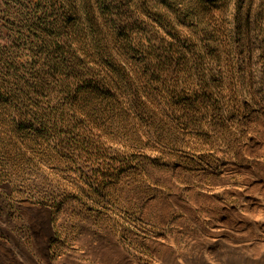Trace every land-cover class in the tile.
<instances>
[{
	"label": "rangeland",
	"instance_id": "374dc122",
	"mask_svg": "<svg viewBox=\"0 0 264 264\" xmlns=\"http://www.w3.org/2000/svg\"><path fill=\"white\" fill-rule=\"evenodd\" d=\"M175 1L164 21L139 20L148 26L129 39L127 74L107 64L120 80L95 121L51 111L57 91L33 97L52 123L21 120L0 96V264H122L111 244L125 264H162L243 205L248 174L264 171V34L254 11L239 15L246 0ZM1 9L0 42L11 43ZM150 45L174 61L177 93L143 53ZM62 114L77 138L55 124ZM88 130L102 137L85 142ZM179 197L197 203L184 228Z\"/></svg>",
	"mask_w": 264,
	"mask_h": 264
},
{
	"label": "trees",
	"instance_id": "16d2710c",
	"mask_svg": "<svg viewBox=\"0 0 264 264\" xmlns=\"http://www.w3.org/2000/svg\"><path fill=\"white\" fill-rule=\"evenodd\" d=\"M0 1L4 26L12 32L11 43L0 42V96L20 111L21 120L30 115L44 123L53 122V113L33 97L46 96L52 90L58 92L59 100L50 105L51 111L62 107L64 112L70 106L68 112L72 116L82 111L92 116L90 113L113 105L112 91L117 89L121 73L110 71L107 64L112 63L127 74L123 61L128 56L129 39L136 28L148 26L139 20L148 17L151 24L152 17L148 15L155 11L153 17L164 21L169 14L161 6L170 4L169 0ZM243 5L251 13L254 11L264 34V0H246L241 4L240 16ZM239 25L246 26V22ZM148 32L151 34L150 28ZM20 46L24 47L19 55L16 47L20 50ZM144 47L143 53L152 59L150 64L157 65L154 70L169 84V93H177L181 83L174 61L168 55L156 56L154 45ZM262 55L264 59V46ZM87 91H93L91 98L86 96ZM0 104L3 105L1 101ZM61 117L62 121L55 124L66 123L68 137L77 138L76 126L71 127L73 120L64 114ZM92 131L85 134V142L102 137Z\"/></svg>",
	"mask_w": 264,
	"mask_h": 264
},
{
	"label": "bare ground",
	"instance_id": "6f19581e",
	"mask_svg": "<svg viewBox=\"0 0 264 264\" xmlns=\"http://www.w3.org/2000/svg\"><path fill=\"white\" fill-rule=\"evenodd\" d=\"M241 196V207L223 209L216 225L205 236L195 237L188 250L169 249L162 264H264V171L248 174ZM178 204L186 213L179 220L183 228L187 217L197 220L196 201L179 197ZM111 248L125 264L124 252L115 244ZM95 250L98 257L108 253L99 245Z\"/></svg>",
	"mask_w": 264,
	"mask_h": 264
}]
</instances>
